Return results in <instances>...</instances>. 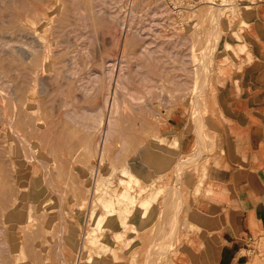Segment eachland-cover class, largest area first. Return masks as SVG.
<instances>
[{
  "label": "rangeland",
  "instance_id": "374dc122",
  "mask_svg": "<svg viewBox=\"0 0 264 264\" xmlns=\"http://www.w3.org/2000/svg\"><path fill=\"white\" fill-rule=\"evenodd\" d=\"M254 29L264 37V0H0V264H80L93 224L89 206L79 215V198H97L100 172L112 206L123 167L147 170L142 155L156 131L167 154L134 263L214 264L210 244L193 238L213 221H199L204 214L191 204L206 187L215 146L234 142L227 128L264 121ZM232 31L240 45L228 49ZM115 99L119 125L102 158ZM173 121L184 127L182 140ZM27 222L36 224L34 238ZM102 229L115 227L105 221ZM245 249L247 264H264V238Z\"/></svg>",
  "mask_w": 264,
  "mask_h": 264
},
{
  "label": "crops",
  "instance_id": "0c3cea01",
  "mask_svg": "<svg viewBox=\"0 0 264 264\" xmlns=\"http://www.w3.org/2000/svg\"><path fill=\"white\" fill-rule=\"evenodd\" d=\"M249 32L253 47L264 56V37L256 29ZM181 111L177 116L183 123L185 113ZM180 123L173 121L171 125L172 132L182 140L185 133ZM242 128L233 132L227 128L234 142L218 149L215 146L213 160L207 164L206 187L192 199V209L213 221L210 227L202 226L193 238L198 235L210 244L214 264H247L245 247L264 238V121ZM211 234L215 243L210 240Z\"/></svg>",
  "mask_w": 264,
  "mask_h": 264
},
{
  "label": "bare ground",
  "instance_id": "6f19581e",
  "mask_svg": "<svg viewBox=\"0 0 264 264\" xmlns=\"http://www.w3.org/2000/svg\"><path fill=\"white\" fill-rule=\"evenodd\" d=\"M223 26L225 29L230 28V24L226 19L223 23ZM242 29H239V30L241 31ZM235 33H236L235 31L228 33L229 34L228 35L229 37L227 39V46H228L227 48L228 49H230V46L232 47V44H234V43H237L236 48H238V45H240V44H238L240 42V40L236 37ZM37 37H39V36H37ZM240 48H242V47L239 46V49ZM242 49H246V48H242ZM231 50H233V49H231ZM124 55H125V53H124ZM204 69L202 71H206V69L205 70ZM202 71H201V73H203ZM72 73H73V71H72ZM121 73H124V72H121ZM111 77H112V75H111ZM119 79H120V75H119ZM121 82H122V79L118 83L120 84ZM123 87H125V86H123ZM118 91H117V93H118ZM108 96H110V95H108ZM116 96H118V95H116ZM114 101H113L114 104L111 108L112 109L111 116H110L109 121H108L107 132L106 131L104 132L106 134L104 135L105 136L104 137V143L102 146V150H103V152H101L102 158H104L105 154H108L107 146L110 147V137H111L110 134H112V131L115 132L116 127L119 125V122H118L119 120L117 121V118H118V115L120 112L119 111V104L117 103L118 100L116 101V99H115ZM122 103H124V102H122ZM107 104H108V102H107ZM122 105L124 106V104H122ZM124 108H125V106H124ZM126 110H127V107H126ZM124 114H126V113L124 112ZM100 115H101V116H99L100 120H97V123H96L97 126H98V122L100 125L102 123V120L104 119V117L102 119V116H103L102 113ZM117 122H118V125H117ZM95 127H96V125H95ZM98 127H100V126H98ZM114 128H115V130H114ZM156 132L153 133V139H152L153 141H151L152 145L145 146L144 154L142 155V157L144 159L143 165L147 167V170L144 172L141 170V168H139L135 165H133L131 167H123V170H122L121 176H120V183L122 185V190L119 191L118 194H108L112 203H113L112 206H109L103 202L104 193H103V189H102L103 187H102L100 172H99L98 177L96 178V185H95V194L97 195V198H93L92 201L90 200L91 202L89 203V205H88V200L82 196L79 198V196H77V194H75L76 193L75 190H77V189L73 188L75 198L76 199L79 198V199H81V201L84 202L82 210H78L79 212H81L79 215H83L85 212V209L89 206V217H90L91 223L93 224V227H91V229L87 230L86 235L84 237V242H83V245L81 247V252H80V254H81L80 255V260H81L80 264H106V260L111 261L113 264H118V263L120 264L121 261L124 259L123 255H125V254H127V256H128V259L130 261L129 264H133L135 262V260L137 258V249H136L135 245H136L137 238L139 235L138 225H141L140 223H143L146 215L151 211V208L153 207L154 203L157 200V196L159 194L158 192H160V191L155 192V190H154V187H155L154 177H155V175H159L162 172V170H163V161L162 160L165 159L166 154H167L165 152L166 146L163 144L162 141H160ZM117 134H119V133H117ZM117 134H115V135H117ZM120 137L122 138L123 136L120 135L119 138ZM124 137H126V136H124ZM122 141L124 142V140H122ZM97 142H99V141H97ZM92 143L93 142H91V144L89 142H88V144L86 143L87 149L90 148V145H92ZM111 144H112V142H111ZM97 147H98V145H97ZM96 150L98 151V149H96ZM86 151H88V150H86ZM96 154H97V152H96ZM102 158H101V162L104 160ZM60 177L61 176H59V178H57L59 181L61 179ZM46 178H48V177H46ZM0 188L3 189L4 187L3 186L1 187V184H0ZM52 188H53V186H52ZM53 190H54V188H53ZM3 191H4V189H3ZM75 206L77 207V205H75ZM100 208L103 209V212H101ZM75 211H77L76 208H75ZM65 212H66V210H65ZM197 217H198L197 219H199V221H201L202 223H205L207 221V219H209V217L205 216V215H198L197 214ZM43 219H45V218H43ZM35 220H37V218ZM105 221L113 224L116 230L115 229L110 230L111 228L106 229V230L102 229L105 231L100 233V228L102 227L103 223H105ZM35 225L36 224H34V223L33 224L28 223L26 226H24L29 230V234H31V237H33V238L35 237V232H34ZM106 228H109V227H106ZM1 230H0V232H1ZM38 232L40 233V231H38ZM28 240H30V239H28ZM99 242L102 243V247L97 250V253H99V254L93 255L94 253H93V250L91 247L95 246ZM28 243H29V241H28ZM79 245H80V243L76 242V244L74 246V251L76 253H78ZM29 247H30V245H29ZM33 250L35 252L38 251L35 247L33 248ZM39 251H40V249H39ZM40 253H41V251H40ZM165 254H166V252L164 254H162V256H161L162 259L164 258Z\"/></svg>",
  "mask_w": 264,
  "mask_h": 264
}]
</instances>
